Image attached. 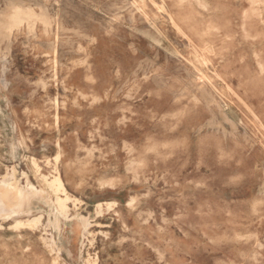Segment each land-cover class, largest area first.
<instances>
[{"label": "rangeland", "instance_id": "1", "mask_svg": "<svg viewBox=\"0 0 264 264\" xmlns=\"http://www.w3.org/2000/svg\"><path fill=\"white\" fill-rule=\"evenodd\" d=\"M1 181L0 264H264V0H0Z\"/></svg>", "mask_w": 264, "mask_h": 264}, {"label": "bare ground", "instance_id": "2", "mask_svg": "<svg viewBox=\"0 0 264 264\" xmlns=\"http://www.w3.org/2000/svg\"><path fill=\"white\" fill-rule=\"evenodd\" d=\"M37 168H38V166H37ZM25 177H27V176H25ZM9 180H11V179H9ZM17 186L14 185V183L13 184H8L5 181L0 184V217L2 219L4 217H9V216H19L26 209H28L30 207V205L32 204V201L38 195L37 192L34 191L35 189L33 190V189H30V188L29 189L26 188V190H22V189H20ZM29 186H30V183H29ZM51 187H52V189L54 190V192L56 194H64V195H66L65 199H61V198L58 197L57 204H56V209H57L58 213L65 216V214L67 212V204L66 203L69 200V197L67 196V192H66V189L64 187L63 181H62V179H61V177L59 175L54 178V180L51 183ZM54 206L55 205H53V208H54ZM71 206H72V204H71ZM86 223H87V221H86ZM85 228L87 229V227H85Z\"/></svg>", "mask_w": 264, "mask_h": 264}]
</instances>
